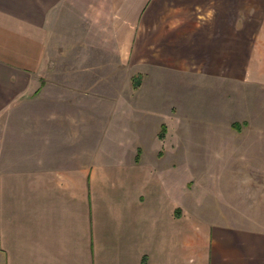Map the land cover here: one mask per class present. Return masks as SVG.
Listing matches in <instances>:
<instances>
[{"label":"crops","instance_id":"1","mask_svg":"<svg viewBox=\"0 0 264 264\" xmlns=\"http://www.w3.org/2000/svg\"><path fill=\"white\" fill-rule=\"evenodd\" d=\"M138 55L137 115L163 113L155 97L187 76L264 81V0H0V264H264V229L182 191L179 171L86 150L91 113L117 115L112 71ZM75 78L90 88L65 89Z\"/></svg>","mask_w":264,"mask_h":264},{"label":"rangeland","instance_id":"2","mask_svg":"<svg viewBox=\"0 0 264 264\" xmlns=\"http://www.w3.org/2000/svg\"><path fill=\"white\" fill-rule=\"evenodd\" d=\"M136 62L131 75H125L123 67L112 71L122 77L115 83L117 115L91 113L99 121L85 130L86 150L110 149L117 157L124 154L139 157L143 152L149 153L150 160L155 156L166 169L179 171L182 191L193 193L199 200L207 199L210 206L222 211L235 224L264 229V81L261 76L254 71L255 79L251 77L241 83L222 81L219 77H212L211 81V77L204 74L196 75L190 82L187 76L186 81L175 87L169 82L168 95L159 91L155 97L153 109L165 110L163 113L149 111L147 115H137L130 110L133 105L128 101H139L137 94L146 82L151 66L141 64V58ZM59 67H55L57 70L52 74L58 79ZM152 69L162 73L161 69V72L156 70L159 68ZM83 74L87 73L80 71L73 76L85 77ZM42 75H45L44 70ZM82 80L64 81V87L90 88L91 83ZM162 85L159 81L154 87L159 86L160 90ZM60 86L59 82H54L48 87L51 88L47 89L51 91L50 104L57 105L66 100ZM90 103L85 99V105ZM104 105L102 102L95 106ZM137 117L140 122L131 128ZM109 118L114 119V123L106 129L105 122ZM234 124L239 125L238 129L233 127ZM99 139L104 140L102 147L93 145ZM107 141L113 145L108 146ZM214 153L219 156L226 153L225 161L206 162V157ZM231 157L236 159L230 160Z\"/></svg>","mask_w":264,"mask_h":264},{"label":"trees","instance_id":"3","mask_svg":"<svg viewBox=\"0 0 264 264\" xmlns=\"http://www.w3.org/2000/svg\"><path fill=\"white\" fill-rule=\"evenodd\" d=\"M238 126L237 124H234L233 127H235V129H238Z\"/></svg>","mask_w":264,"mask_h":264}]
</instances>
